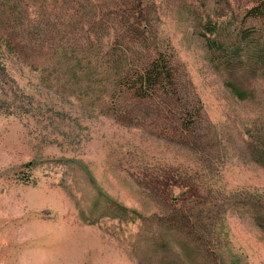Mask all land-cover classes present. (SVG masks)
<instances>
[{
    "label": "rangeland",
    "instance_id": "374dc122",
    "mask_svg": "<svg viewBox=\"0 0 264 264\" xmlns=\"http://www.w3.org/2000/svg\"><path fill=\"white\" fill-rule=\"evenodd\" d=\"M4 1L0 264H264L262 0Z\"/></svg>",
    "mask_w": 264,
    "mask_h": 264
},
{
    "label": "trees",
    "instance_id": "16d2710c",
    "mask_svg": "<svg viewBox=\"0 0 264 264\" xmlns=\"http://www.w3.org/2000/svg\"><path fill=\"white\" fill-rule=\"evenodd\" d=\"M5 4L11 5L10 9L14 14H19L21 12L17 2L13 0L9 2V0L4 1ZM8 7V6H7ZM246 21H250L255 23L254 25H258L259 28H264V0H262L258 5L252 6L248 10L245 11L243 15ZM208 28H215L212 26H208ZM56 49L55 56L60 57V53L67 54L68 49L66 48ZM73 50L70 51L73 59L76 60V53L81 54L82 58H87L92 61V57L95 55V51L91 47H86L83 50ZM60 50V52H59ZM51 51H47L45 59L50 60ZM84 54V55H83ZM59 55V56H58ZM257 55L260 58L264 57V50L258 51ZM80 60H76V63L83 62L81 58ZM58 60V59H57ZM169 60L165 58L162 53H157L154 56L145 58L140 61L139 64H135L134 66L127 68L125 72H123V78L120 81V84L117 85L122 92H128L130 90L139 91L141 94L145 92V90H153L155 91L160 85H164L165 82L169 83L172 76V69L169 66ZM121 73V72H120ZM142 91V92H141ZM32 165L29 163L28 167Z\"/></svg>",
    "mask_w": 264,
    "mask_h": 264
}]
</instances>
